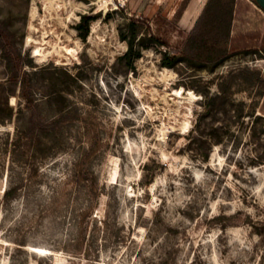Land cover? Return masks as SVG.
<instances>
[{
	"label": "rangeland",
	"instance_id": "rangeland-1",
	"mask_svg": "<svg viewBox=\"0 0 264 264\" xmlns=\"http://www.w3.org/2000/svg\"><path fill=\"white\" fill-rule=\"evenodd\" d=\"M51 1L0 0L28 72L0 36V264H264V11L238 2L252 38L222 65L169 68L208 0L178 27L184 0Z\"/></svg>",
	"mask_w": 264,
	"mask_h": 264
},
{
	"label": "trees",
	"instance_id": "trees-1",
	"mask_svg": "<svg viewBox=\"0 0 264 264\" xmlns=\"http://www.w3.org/2000/svg\"><path fill=\"white\" fill-rule=\"evenodd\" d=\"M257 5L255 0H252ZM191 0H184L181 8L175 15L172 23L179 26V23L190 5ZM236 0H208L193 29L185 33L186 37L181 42L176 51H167L163 53L162 65L164 67H174L180 59L190 61L197 65L216 68L227 61L235 52L248 46V36H234L233 23L235 20ZM258 6V5H257ZM259 7V6H258ZM260 8V7H259ZM95 18L88 15H82L77 29L80 31V37L86 40L90 34V25ZM149 26L144 21L131 18L128 24L127 33L122 34V39L128 43V51L124 55V59L133 67L134 60L143 56L142 49L136 47V40L140 35L145 36L149 30ZM148 30V31H147ZM0 36L6 39L4 45V58L8 62L11 71V80L21 83L25 88L27 86L28 72L23 71V58L21 53L14 49L10 34L0 27ZM160 46L169 48V43L162 40L159 36L151 34ZM142 37L140 38V41ZM238 40H242L241 42ZM146 46H144L145 48ZM248 50V49H246ZM264 50V46H262ZM255 52L260 51L255 49ZM60 120L52 125L39 124V128L43 132H49L50 127H56L60 124ZM208 157V155H207ZM9 195V193H7Z\"/></svg>",
	"mask_w": 264,
	"mask_h": 264
},
{
	"label": "crops",
	"instance_id": "crops-1",
	"mask_svg": "<svg viewBox=\"0 0 264 264\" xmlns=\"http://www.w3.org/2000/svg\"><path fill=\"white\" fill-rule=\"evenodd\" d=\"M240 0H237L236 1V5L235 6H237L238 5V2H239ZM191 10V7H188L187 8V10L185 11V13H184V15H183V17H182V20H186L185 18H187V13L189 12ZM237 10L235 9V20L237 19ZM200 16V15H199ZM199 16L198 17H196L195 18V23H196V21L198 20V18H199ZM234 20V21H235ZM187 22V21H186ZM195 25V24H194ZM232 34L235 36V32H234V23H233V31H232Z\"/></svg>",
	"mask_w": 264,
	"mask_h": 264
},
{
	"label": "bare ground",
	"instance_id": "bare-ground-1",
	"mask_svg": "<svg viewBox=\"0 0 264 264\" xmlns=\"http://www.w3.org/2000/svg\"><path fill=\"white\" fill-rule=\"evenodd\" d=\"M50 3H51V5H53V1L50 0ZM29 40H31V38H29ZM67 51H68V49H67ZM41 54H42V50H41V49H37V50H36V55H41ZM192 96H193V94L190 93V94H189V97L186 98V99L191 100V99H192ZM188 127H189V123L186 122V123L184 124V128H188Z\"/></svg>",
	"mask_w": 264,
	"mask_h": 264
},
{
	"label": "water",
	"instance_id": "water-1",
	"mask_svg": "<svg viewBox=\"0 0 264 264\" xmlns=\"http://www.w3.org/2000/svg\"><path fill=\"white\" fill-rule=\"evenodd\" d=\"M257 5L260 7L262 11H264V0H255Z\"/></svg>",
	"mask_w": 264,
	"mask_h": 264
}]
</instances>
